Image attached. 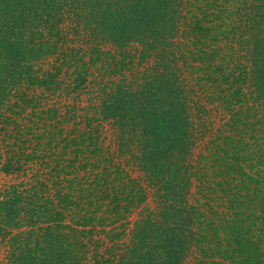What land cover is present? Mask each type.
Segmentation results:
<instances>
[{
	"label": "trees",
	"instance_id": "1",
	"mask_svg": "<svg viewBox=\"0 0 264 264\" xmlns=\"http://www.w3.org/2000/svg\"><path fill=\"white\" fill-rule=\"evenodd\" d=\"M76 21L122 74L133 42L158 65L99 105L57 99L116 59L68 47ZM0 173L21 177L0 197L12 264H264V0H0Z\"/></svg>",
	"mask_w": 264,
	"mask_h": 264
},
{
	"label": "rangeland",
	"instance_id": "2",
	"mask_svg": "<svg viewBox=\"0 0 264 264\" xmlns=\"http://www.w3.org/2000/svg\"><path fill=\"white\" fill-rule=\"evenodd\" d=\"M93 33L90 29L81 27L78 22L74 23V26H71V24L68 27V34H67V40L66 45L68 47L74 46V47H83L85 51H81V54L83 52L85 53L88 51L87 49L89 47H92L94 45H98L100 47H103V50H106L108 53H111L116 56V59H113V62L108 67H101L96 71V74L94 73L91 77L89 82L81 88V90L71 92V87L73 88V85L70 82V77L66 76L67 84H63L62 87H60L61 93H58L57 99H60L61 96L65 98H70V101H76V103L80 102L81 106L84 105H99L101 102V88L105 87L104 84H107V87H111L112 83H116V86L120 89L121 87L128 85V81L130 83H133L135 80L136 84L141 82L146 76L153 71V69L156 68L158 65V57L157 55L152 56L150 59H143L141 51L143 49V44L139 42H133L130 46H128L130 55L126 58V65L123 70L124 73L122 74L119 70L122 62V57L125 56L124 49L117 48L115 45H113L110 41H108L105 38L99 39L91 37ZM92 38V39H91ZM133 61V62H132ZM56 63V60L54 57H50L49 59H46L45 61L41 62V65L44 69H48L50 66L54 65ZM116 63V65H115ZM125 63V62H123ZM119 64V65H118ZM122 77V78H121ZM104 79V80H100ZM125 89V88H124ZM59 91V92H60ZM69 95V96H68ZM82 111V110H81ZM216 114V112H213ZM219 115V114H217ZM211 116L209 120V124L211 123L215 128L217 129L220 124L223 122L222 119H220L219 116ZM203 127V125H202ZM104 132L107 139V143L109 146H115V139L117 137L116 133L113 131V127L111 122L106 121L104 126ZM118 138V137H117ZM202 140L199 137V142L196 144V146L193 149V152L191 153L192 160H195L199 152L202 150L206 142L205 140ZM131 165V164H130ZM130 172L133 174V176L140 177L141 181L145 184H150L148 182V179L144 178V173L137 168L136 165L132 164L130 166ZM32 173V172H31ZM17 179H21V177L17 176V174H7V173H0V197L1 199L4 198V195H8L9 193V187L10 185L14 184ZM149 191V198L146 204H143L140 206L135 212L130 216V218L127 221V231L124 235V238L127 239L126 242H129L132 236L131 230L134 226V222L142 215L143 208L145 211H148L147 209H151L154 206L157 205V199H156V188L152 185H149L148 187ZM195 191V189H194ZM6 224H0V264H12L13 263V256L14 252L18 247H21V245H14L18 241V237H20V232L24 235V233L21 231V228L15 229V228H9L11 231V234L7 233ZM29 229L28 227H23V230ZM7 233V234H6ZM6 234L7 237H3L2 235ZM101 234L99 232L95 231V239H102L99 238ZM107 233L102 232V237H106ZM100 243L103 244L100 240ZM112 242H109L111 244ZM104 248L110 247L111 245H105ZM103 245L99 246V249H97L99 252L100 250L104 251ZM193 262V254H190V256L187 258V264H191Z\"/></svg>",
	"mask_w": 264,
	"mask_h": 264
}]
</instances>
